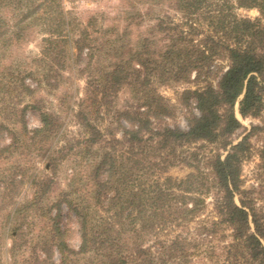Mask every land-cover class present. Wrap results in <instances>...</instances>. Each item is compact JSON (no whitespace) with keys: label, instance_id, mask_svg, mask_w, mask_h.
<instances>
[{"label":"trees","instance_id":"obj_1","mask_svg":"<svg viewBox=\"0 0 264 264\" xmlns=\"http://www.w3.org/2000/svg\"><path fill=\"white\" fill-rule=\"evenodd\" d=\"M77 1L0 0V264H264V180L246 189L243 177L264 134V0H175L179 19L161 15L153 37L105 66L91 23L67 8ZM33 32L40 69L7 66ZM68 65L87 75L83 97L37 98ZM172 83L201 86L183 94L187 129L166 122L157 88ZM124 89L136 102L119 108ZM237 113L261 122L248 130ZM180 167L192 171L173 177Z\"/></svg>","mask_w":264,"mask_h":264},{"label":"rangeland","instance_id":"obj_2","mask_svg":"<svg viewBox=\"0 0 264 264\" xmlns=\"http://www.w3.org/2000/svg\"><path fill=\"white\" fill-rule=\"evenodd\" d=\"M175 4V0H78L74 4L68 3L67 8L76 13L80 23H82L81 29L91 23L89 32L91 39L95 41L94 45L103 46V51L97 55L99 57L97 63L105 66L119 61L115 57V54H117L120 48H122L120 52L124 54V48L127 52L129 50L128 48H137L140 40L145 36L153 37L155 31L152 32V29L157 24L158 18L161 15L168 14L179 19L180 13L177 11ZM238 14L253 19L259 16L258 10H238ZM160 37L161 35L158 34V38ZM112 43H115L118 47L113 53L110 51L113 49ZM42 45V35L39 32H33L29 34L28 38L22 44L12 48L4 63L7 66H12L14 62L22 61L24 62V69L37 72L40 69V65L32 63V61L40 55ZM221 64L224 68H227L226 63ZM62 74L63 77L59 79L60 87L58 90L50 93L45 88L41 89L36 94L37 98H44L47 103L53 102L57 108L60 98L67 97L66 99L68 101H71V98L75 97L76 100L82 98L87 86V75L76 74L71 65H68ZM39 76L36 75L37 80H39ZM28 81L32 82L34 80L31 78ZM34 85L36 86L37 82L34 81ZM199 87L201 86L183 83L158 86V93L165 97L170 103L169 107L173 108V117L166 120L168 124L172 126L177 125L182 129L188 128V118L190 117L188 113L190 110L189 104L192 103L191 99L189 101L183 94L190 88L195 89ZM129 102H136V96L130 90L124 89L119 94L117 107H124ZM237 116L248 130L251 129L253 124L257 125L261 122L255 118L243 120L238 113ZM37 125L38 122L30 117V126L35 127ZM69 128L75 130L76 126L74 123H71ZM242 132L234 136L233 139L236 142L242 138ZM251 143L252 157L243 164V177L246 180V189L251 188L253 185L258 186L264 180V161L259 158L260 150L264 147V134L254 136L251 139ZM38 165L41 167V164ZM191 171L192 169L190 168L180 167L171 169L170 174L175 178H184ZM65 185V181H63L61 188L64 189L66 187ZM209 202V205L212 206V201L209 200ZM62 218L68 229L70 242L77 247L79 245V227L74 215L65 208ZM8 246H10V241H8ZM28 255L29 252L21 256V260L25 259ZM2 256L3 260H6L7 256L5 253ZM6 261L9 263L10 259L8 258Z\"/></svg>","mask_w":264,"mask_h":264}]
</instances>
